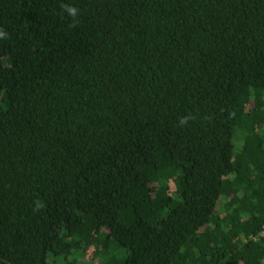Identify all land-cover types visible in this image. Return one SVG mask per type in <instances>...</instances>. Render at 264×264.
<instances>
[{
  "label": "trees",
  "instance_id": "trees-1",
  "mask_svg": "<svg viewBox=\"0 0 264 264\" xmlns=\"http://www.w3.org/2000/svg\"><path fill=\"white\" fill-rule=\"evenodd\" d=\"M0 29V264H264V0H0Z\"/></svg>",
  "mask_w": 264,
  "mask_h": 264
},
{
  "label": "clouds",
  "instance_id": "clouds-1",
  "mask_svg": "<svg viewBox=\"0 0 264 264\" xmlns=\"http://www.w3.org/2000/svg\"><path fill=\"white\" fill-rule=\"evenodd\" d=\"M61 7L63 8L64 12L72 18L73 21V26H75L78 23L77 17L80 14V11L77 7L67 5V4H62ZM7 32H5L3 29H0V38H7ZM186 119H182L181 123H185ZM43 207L42 203H37L36 207L34 208V211H38L39 208Z\"/></svg>",
  "mask_w": 264,
  "mask_h": 264
}]
</instances>
